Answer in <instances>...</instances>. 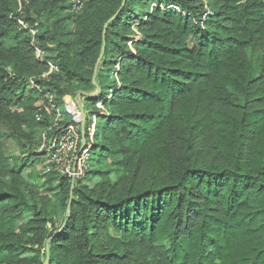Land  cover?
Segmentation results:
<instances>
[{
  "label": "trees",
  "instance_id": "trees-1",
  "mask_svg": "<svg viewBox=\"0 0 264 264\" xmlns=\"http://www.w3.org/2000/svg\"><path fill=\"white\" fill-rule=\"evenodd\" d=\"M70 8L0 0V264H264V0ZM95 75L99 182L47 176L70 212L58 232L29 205L4 126L51 128L52 106Z\"/></svg>",
  "mask_w": 264,
  "mask_h": 264
},
{
  "label": "rangeland",
  "instance_id": "rangeland-1",
  "mask_svg": "<svg viewBox=\"0 0 264 264\" xmlns=\"http://www.w3.org/2000/svg\"><path fill=\"white\" fill-rule=\"evenodd\" d=\"M3 44L6 48L13 46L12 43L7 41ZM44 57L45 53L38 48L37 58L41 60V58L43 59ZM97 91L98 87L95 86V90L92 92H80L77 95L65 96L63 106L58 107L60 108V112L55 109V105L52 106L53 125L51 128L30 130L14 123H8L4 126V152L14 166H17L18 168L23 167V178L25 181L24 190L29 201V205L31 208H37L38 210L45 209L48 214L53 217L58 232L62 229L65 218L70 215V212L62 207L59 190H47V176L49 174H56V176L66 177L61 171L68 165L75 152H77V155L75 154L77 157L82 154L81 151L84 150L83 148L86 147L85 143H87L86 138L81 134H78L77 131L71 132V127L77 128V124L74 122L73 116L66 110L65 105L73 104L74 102L79 106L78 101H80V104L83 107L84 117H86L87 112L89 110L91 111V109L88 107L85 100L87 98H94L93 95L96 94ZM81 93H87L91 96L80 97ZM98 96L99 94L97 97ZM44 103L45 99L39 98L37 101V107L41 108L44 106ZM96 106L100 110L104 109L101 103H97ZM85 109L88 110L86 114ZM88 115L89 118L88 122H86V126L89 125V122L91 123L95 119V117L91 116V114ZM83 127L84 125L81 126L79 132L82 131ZM53 129H55L56 132H53ZM76 134L78 135V138L77 141H74L75 137L73 136ZM72 141L76 144V151L60 153V163H50L49 156L53 152L58 151L60 142H63V145H65L71 143ZM87 158L88 169L86 171V175L81 180H77L76 182L71 180L72 184H74L73 188L77 185V182H81V185L94 189L96 184L99 182V179H92L87 175L90 166H92L93 152L91 149ZM10 181L11 179H6L7 183H10ZM57 184L58 181H56L52 186L55 188ZM31 216V212L27 213L21 223L27 222ZM110 233L115 235L113 230H111Z\"/></svg>",
  "mask_w": 264,
  "mask_h": 264
},
{
  "label": "built area",
  "instance_id": "built-area-1",
  "mask_svg": "<svg viewBox=\"0 0 264 264\" xmlns=\"http://www.w3.org/2000/svg\"><path fill=\"white\" fill-rule=\"evenodd\" d=\"M19 1V5H20V10L19 12H21V8H22V4L23 2H28L29 0H18ZM88 0H71V8L70 11L74 14H78L79 12H81L85 6V4L87 3ZM17 22L18 24L21 26V28L27 29L28 25L21 19L17 18ZM31 34L33 35V37L36 36L37 31L35 29H30ZM31 84H34L33 81H31ZM66 110L68 111V113H70V115L73 116V120L74 122L77 124V128L71 127V132L73 131H77L78 134H81L83 137L86 136V133L88 135V141L86 140L87 143L86 147L83 148L84 150L81 151L82 154H80L78 157L76 156L77 152L74 153V156L70 159L69 163L67 166H65L63 168V170L61 171L63 173L64 176H66V178H68L69 180H72L73 182H76L77 180H81L83 177H85L86 175V171L88 169L87 167V162H88V153L90 151V149H92V140H93V136L95 133V128H96V120L94 119L91 123L89 122L88 126H86V117H84L83 111L81 110V108L76 105L74 102L73 104H66L65 105ZM58 112H60V108L56 107L55 108ZM86 114V112H85ZM82 131L79 132V130L81 129V126H83ZM73 137H75L74 141H77L78 135H74ZM72 141L69 144H65L63 145V142H60L58 151L53 152L49 157H50V163L54 164V163H60L61 161V157L59 156L60 153H65V152H71V151H76V144L75 142ZM76 154V155H75Z\"/></svg>",
  "mask_w": 264,
  "mask_h": 264
},
{
  "label": "water",
  "instance_id": "water-1",
  "mask_svg": "<svg viewBox=\"0 0 264 264\" xmlns=\"http://www.w3.org/2000/svg\"><path fill=\"white\" fill-rule=\"evenodd\" d=\"M125 2H126V0H124V4H125ZM103 54H104V50H103V52H102L101 58H102ZM97 69H98V66L96 67V73H97ZM96 77H97V75L94 76V84H95V86L98 87V85H97V83H96ZM99 92H100V89L98 88L97 93L94 94L93 96H94V97L97 96V95L99 94ZM83 96H91V95H89V94H87V93H81V94H80V97H83ZM78 100H79V99H78ZM78 103H79V106H80L81 110L83 111V107L81 106L80 101H78Z\"/></svg>",
  "mask_w": 264,
  "mask_h": 264
}]
</instances>
